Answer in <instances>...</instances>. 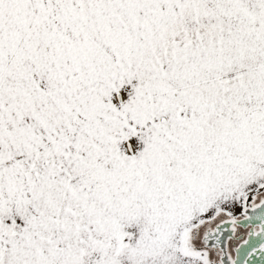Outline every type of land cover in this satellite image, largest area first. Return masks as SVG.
<instances>
[{"label":"snow or ice","instance_id":"obj_1","mask_svg":"<svg viewBox=\"0 0 264 264\" xmlns=\"http://www.w3.org/2000/svg\"><path fill=\"white\" fill-rule=\"evenodd\" d=\"M0 264H264V0H0Z\"/></svg>","mask_w":264,"mask_h":264}]
</instances>
